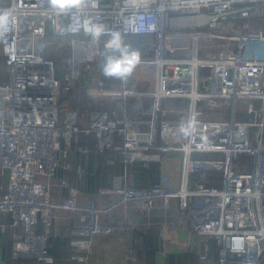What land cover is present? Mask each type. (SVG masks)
<instances>
[{"label": "built area", "instance_id": "1", "mask_svg": "<svg viewBox=\"0 0 264 264\" xmlns=\"http://www.w3.org/2000/svg\"><path fill=\"white\" fill-rule=\"evenodd\" d=\"M2 11L14 22L0 35L12 78L0 120V214L10 221L0 233L13 261L54 264L58 226L90 221L71 242L74 260L90 259L96 233L136 227L157 230L165 250L183 235L196 264H264V0H97L85 14L141 53L126 83L102 75L108 33L93 43L79 12L58 15L48 0H0ZM29 29L70 51L61 69L47 53L23 56ZM72 153L158 163L160 181L142 189L115 176L87 199L59 175L83 171Z\"/></svg>", "mask_w": 264, "mask_h": 264}, {"label": "crops", "instance_id": "2", "mask_svg": "<svg viewBox=\"0 0 264 264\" xmlns=\"http://www.w3.org/2000/svg\"><path fill=\"white\" fill-rule=\"evenodd\" d=\"M204 73L203 76H207ZM259 103V102H257ZM184 103H181L183 106ZM0 115V120L3 119ZM175 158V157H174ZM109 159L113 163H109ZM70 163L83 171L73 172L60 171V176H65L71 187L78 188L87 199H96L99 190L112 183L115 176H126L127 187L148 189L160 181V165L151 163L148 167L136 164L130 166L124 163L122 156L110 155L109 153L90 155L85 157L78 153L69 156ZM180 163V156L175 158ZM7 178L0 182V193L6 189ZM10 218L0 214V224L8 223ZM92 223L85 221H71L69 227L59 225L56 233L52 235L50 253L55 259L54 264H196L197 256L189 254L182 239L178 244L169 246L166 250L160 234L157 230L144 233H135L129 229H112L105 235H97V244L89 252L88 261H77L72 258L75 249L71 242L82 239L76 230L92 229ZM135 240L137 242H134ZM0 264L15 263L11 257V240L7 235L0 233ZM31 264V263H28Z\"/></svg>", "mask_w": 264, "mask_h": 264}, {"label": "clouds", "instance_id": "3", "mask_svg": "<svg viewBox=\"0 0 264 264\" xmlns=\"http://www.w3.org/2000/svg\"><path fill=\"white\" fill-rule=\"evenodd\" d=\"M49 8L58 15L81 14L82 30L93 43L104 39L100 51V71L105 78L126 83L141 62V53L126 42L125 35L118 29L110 30L104 24L96 23L88 8L95 9L97 0H48ZM14 18L9 11L0 12V35L9 31Z\"/></svg>", "mask_w": 264, "mask_h": 264}, {"label": "rangeland", "instance_id": "4", "mask_svg": "<svg viewBox=\"0 0 264 264\" xmlns=\"http://www.w3.org/2000/svg\"><path fill=\"white\" fill-rule=\"evenodd\" d=\"M32 30H27V37L22 42L21 50L23 53V56L28 57L32 50H36L39 54H46L50 57H53L55 59L56 65L58 69H61L67 60V58L70 56V51L68 49H62V48H56L54 46H46L44 44L45 39H37L34 41L32 38ZM4 64V59L2 56H0V115H3V117H8L11 113V93H12V78H11V72L10 70L2 67ZM206 73L207 71H203ZM175 158H177V155H174ZM204 158L209 159H223V157H219L216 155H204ZM136 213V212H135ZM134 214V211H133ZM153 230V229H152ZM135 233H144L151 231H142L141 229L134 228L133 230H130ZM133 243L137 242L135 240H132Z\"/></svg>", "mask_w": 264, "mask_h": 264}, {"label": "trees", "instance_id": "5", "mask_svg": "<svg viewBox=\"0 0 264 264\" xmlns=\"http://www.w3.org/2000/svg\"><path fill=\"white\" fill-rule=\"evenodd\" d=\"M61 73V72H60ZM8 237V236H7ZM13 262H15V263H19V264H28L29 262H21V261H13Z\"/></svg>", "mask_w": 264, "mask_h": 264}, {"label": "bare ground", "instance_id": "6", "mask_svg": "<svg viewBox=\"0 0 264 264\" xmlns=\"http://www.w3.org/2000/svg\"><path fill=\"white\" fill-rule=\"evenodd\" d=\"M171 164V162L169 163V165ZM177 172H178V170H177ZM178 182L176 181V184H177ZM122 213H123V211H122ZM125 218L123 217V223H125V220H124Z\"/></svg>", "mask_w": 264, "mask_h": 264}]
</instances>
